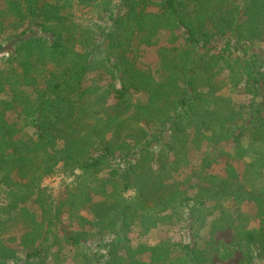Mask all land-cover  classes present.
Listing matches in <instances>:
<instances>
[{"label": "trees", "instance_id": "trees-1", "mask_svg": "<svg viewBox=\"0 0 264 264\" xmlns=\"http://www.w3.org/2000/svg\"><path fill=\"white\" fill-rule=\"evenodd\" d=\"M14 2L0 7V111L16 118L0 119V180L6 173L18 179L10 188L0 183V264H61L64 245L77 264H216L235 254L237 264L264 260V100L236 101L251 78L264 81V15L244 16L241 8L264 0H161L156 14L143 9L148 0H120L126 12L110 27L100 17L80 21L74 7L102 4L109 12L111 0ZM178 27L194 53L162 46L155 70L137 64L140 46ZM106 79L118 85L115 110L106 106ZM228 115L233 120L222 121ZM191 138L206 147L187 174ZM227 144L242 170L227 162L224 175L208 173L221 156L234 158ZM74 169L80 175L59 197L42 187ZM254 199L263 203L258 229L241 210ZM163 213L182 222L188 240L158 241L160 258L143 261L148 245H133L128 235L139 228L145 236L154 223L142 217ZM61 215L77 226L69 235L60 236ZM224 230L231 241L216 238Z\"/></svg>", "mask_w": 264, "mask_h": 264}, {"label": "rangeland", "instance_id": "rangeland-1", "mask_svg": "<svg viewBox=\"0 0 264 264\" xmlns=\"http://www.w3.org/2000/svg\"><path fill=\"white\" fill-rule=\"evenodd\" d=\"M15 1V0H14ZM12 0V4H16ZM4 0H0V7L3 6ZM105 5L102 4H94L89 7L84 8V6L76 5L74 10L76 12L75 16L80 21H97L100 17V22L105 25V27H110L113 21H115L118 17L124 15L126 12V8L122 7L120 0H111L109 5V12H104ZM242 15L244 16H262L264 15V4L263 3H253V2H245L242 5ZM143 9L145 12L149 13H160L162 10L161 0H148L144 5ZM138 15V26L142 27L144 23V19L142 14L137 10ZM184 29L182 27H178L174 30L173 33L169 31L161 32L157 39L156 45H142L138 48L137 53L135 54L137 64L143 68H150L155 70L158 63L157 50L159 47H176L183 50L185 54L194 53V49L187 46L185 43V34ZM90 43H100L96 37H90L88 39ZM261 49L264 52V41L261 43ZM211 61L213 65H216L220 61L219 50H213L211 55ZM105 84L108 90V99L106 101V106L109 110H115L119 107L120 101L117 97L118 85L117 82L106 79L101 82L100 85ZM160 95H163L160 92ZM199 97L203 100H209L206 94H200ZM252 100L255 102H260L264 100V81H260L258 83H253L252 78L242 89L240 95L236 97V101L241 104H248ZM153 111H159L160 107L155 106L151 108ZM28 115L35 117L36 114L32 111L27 112ZM234 115L223 116L222 121L229 123L233 120ZM0 119L6 123H13L16 121V118L11 112L0 111ZM51 140H48L47 144H45L44 148L50 149ZM247 140L244 139L243 146H246ZM205 143L195 138H191L189 142V158L190 165L186 170L187 174H191L195 171L200 165V158L205 151ZM226 151L230 152L234 157L233 159L230 156H221L216 163H213L206 171L210 174L215 175H224V170L227 162H231L234 167L240 172L243 167V161L239 158V152L234 150L232 144H227ZM151 166V163H147L144 169H147ZM94 171L84 170V174L91 175ZM18 180L16 175L14 174H4L0 180V183L7 188L12 187L13 183ZM56 176H52L43 181V185H49L55 182ZM48 191L53 193L54 197H59L64 189L59 192H53L49 188ZM224 195L223 192L219 191L212 195L213 201L209 204H213L215 201L221 199ZM262 201L260 199H254L250 202H244L241 205V210L250 216L249 219V228L258 229L261 226L260 214L262 212ZM204 207V206H203ZM201 206L197 207L198 209L203 208ZM60 220L62 221L60 225V236L69 235L73 231L76 230L77 226L75 223L66 219V216L61 215ZM142 220L147 222L154 223V227L147 233L145 236H141L139 234L140 229L134 228L128 235L131 243L136 245L138 243H145L148 245V251L141 255V259L146 262L156 261L160 258V253L155 249V245L158 241H171L175 243H182L188 240V235L186 230L182 227V222L178 221L173 215L170 213H163L160 215H144ZM216 238L223 242H229L232 240V231L224 230L217 233ZM97 238L95 236H91L87 241V247L91 250L95 248V242ZM17 247V246H13ZM18 250H22L21 247H17ZM56 250V247L53 248ZM58 249V248H57ZM26 251V250H22ZM64 254L65 259L61 264H77L74 260L75 251L68 246H63V250L61 252ZM239 254H235L233 258L228 259L227 261H216V264H237L239 261ZM264 260L258 258L255 264H262Z\"/></svg>", "mask_w": 264, "mask_h": 264}, {"label": "clouds", "instance_id": "clouds-1", "mask_svg": "<svg viewBox=\"0 0 264 264\" xmlns=\"http://www.w3.org/2000/svg\"><path fill=\"white\" fill-rule=\"evenodd\" d=\"M80 175L79 169H74L72 175H68L64 172H58L55 174V182L49 185H42V187L49 188L53 192H59L63 187L71 186L77 176ZM132 194L135 195V190H132Z\"/></svg>", "mask_w": 264, "mask_h": 264}]
</instances>
